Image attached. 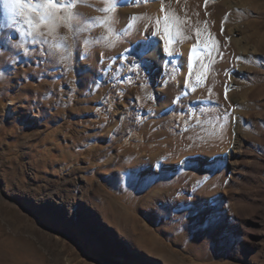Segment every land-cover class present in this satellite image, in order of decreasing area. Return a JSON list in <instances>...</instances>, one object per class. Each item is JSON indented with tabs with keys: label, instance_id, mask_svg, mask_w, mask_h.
Returning a JSON list of instances; mask_svg holds the SVG:
<instances>
[{
	"label": "rangeland",
	"instance_id": "rangeland-1",
	"mask_svg": "<svg viewBox=\"0 0 264 264\" xmlns=\"http://www.w3.org/2000/svg\"><path fill=\"white\" fill-rule=\"evenodd\" d=\"M205 4L78 0L61 63L0 0V264H264V0Z\"/></svg>",
	"mask_w": 264,
	"mask_h": 264
},
{
	"label": "snow or ice",
	"instance_id": "snow-or-ice-1",
	"mask_svg": "<svg viewBox=\"0 0 264 264\" xmlns=\"http://www.w3.org/2000/svg\"><path fill=\"white\" fill-rule=\"evenodd\" d=\"M103 2L108 6L98 9V11H101L103 13H109V12H114L116 10L115 0H103ZM77 6H78V0H47V3L45 5H40V7L49 8L51 9V11L41 16L40 25L55 26L57 29H59L57 18L64 16L66 9L76 10ZM205 6H207V0H206ZM96 19L98 22L97 26L106 28V33L108 34L104 36L103 41L97 40L96 43L103 42L106 47L114 48L119 42V40L121 39L120 36L117 35V30L112 26L116 22L115 18L109 16V17H103V18L98 17ZM133 19H135V17H133ZM170 19L172 20L173 23H177L174 17L170 18L168 15H165L164 17V25H165L164 26V38L166 41V47L164 50L167 56L173 57L175 55L174 53L175 37L173 35L171 27H169ZM70 21H71V17L68 18L69 28L71 31H74ZM76 23L77 25H79L80 23L78 18H77ZM156 23L159 24L160 21L157 20ZM89 27H91V25H89ZM29 29L30 31L28 32V34L32 36H36L33 34L31 28ZM75 30L76 31H86L87 29L83 27H77V29ZM180 34L181 33L179 32V30H177L176 35H180ZM199 34H200L199 31H197V36H199ZM39 37H44V35H41ZM67 39L68 38L66 36L60 35V32L57 30V31H53L51 40L45 38L43 41L44 43H49L52 49L61 52L62 54L61 60H60L61 63H65V62L70 63L71 61V56H72L71 50L65 46V43H62V42H67ZM82 43L84 46V53L87 54L90 51V47H89L90 42L88 40H84ZM197 51L198 50L196 48L192 49V52L194 54L193 55L194 61L196 60L195 53ZM196 81H197V84L206 83V80L202 76H197ZM193 90L195 89L193 88ZM225 98L227 99V93H225Z\"/></svg>",
	"mask_w": 264,
	"mask_h": 264
},
{
	"label": "clouds",
	"instance_id": "clouds-1",
	"mask_svg": "<svg viewBox=\"0 0 264 264\" xmlns=\"http://www.w3.org/2000/svg\"><path fill=\"white\" fill-rule=\"evenodd\" d=\"M46 3L47 0H35V2H33V0H10L9 7L18 22L31 28L34 35L38 37L44 35V38L51 40L53 31H59L62 28L64 30L62 36H66L68 38L67 42H71L73 31L69 28L68 18L71 17L70 22L73 27L78 18L77 11L66 9L64 16L57 18L59 29L55 26L40 25L41 16L51 11L49 8L40 7V5H45ZM101 35L106 36L108 34L101 33ZM51 55L57 62H60L62 55L60 51L53 49Z\"/></svg>",
	"mask_w": 264,
	"mask_h": 264
},
{
	"label": "bare ground",
	"instance_id": "bare-ground-1",
	"mask_svg": "<svg viewBox=\"0 0 264 264\" xmlns=\"http://www.w3.org/2000/svg\"><path fill=\"white\" fill-rule=\"evenodd\" d=\"M1 1H3V0H1ZM225 2H226V1H225ZM227 5H228V4H227ZM227 5H226V6H227ZM156 50H157V49H156ZM216 89H217V88H216ZM9 105H12V104L10 103ZM8 113H9V115H12V111H11V109H9ZM121 240H122L123 242L125 241V242L127 243V245H128L127 247L130 248V249H132V247L129 245L128 241L124 238V236H121Z\"/></svg>",
	"mask_w": 264,
	"mask_h": 264
}]
</instances>
